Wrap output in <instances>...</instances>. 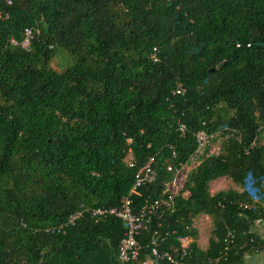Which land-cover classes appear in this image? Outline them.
Segmentation results:
<instances>
[{
    "label": "trees",
    "instance_id": "obj_1",
    "mask_svg": "<svg viewBox=\"0 0 264 264\" xmlns=\"http://www.w3.org/2000/svg\"><path fill=\"white\" fill-rule=\"evenodd\" d=\"M177 84L185 94L171 97ZM199 130L219 135L218 153L189 170L165 215L136 237L140 261L153 240L173 251L188 238L187 261L204 264H242L258 249L264 0H0V264H120L126 224L114 217L46 229L82 206H120L151 158L157 179L132 197L133 211L155 200L174 178L167 165L188 161ZM217 179L237 189L211 194ZM201 215L212 220L204 249Z\"/></svg>",
    "mask_w": 264,
    "mask_h": 264
},
{
    "label": "built area",
    "instance_id": "obj_2",
    "mask_svg": "<svg viewBox=\"0 0 264 264\" xmlns=\"http://www.w3.org/2000/svg\"><path fill=\"white\" fill-rule=\"evenodd\" d=\"M32 37V30L25 29L24 39L20 43V47L29 50ZM12 44L18 45L14 40L12 41ZM151 59L154 62L158 61L156 49H154ZM184 94L185 89L183 86L177 84L171 93V97L183 96ZM175 125L177 133L183 137L187 132V126L181 117L176 119ZM194 137L196 145L188 161L184 164H180L178 167L173 166L171 163L167 165V171L174 172V178L164 185L162 193L155 200H147L136 212L133 211L132 197L138 195L139 190L143 186L150 185L157 179V172L152 166L153 158H151L136 171L134 183L128 194L122 199L120 206L91 208L82 206V210L72 214L66 222L57 227H49L46 231L51 234L64 233L67 227L74 225L76 221L82 219L84 216H89L94 219L114 217L126 224V231L124 232L118 246V261L120 264H161V262H166L167 264H204L187 261L190 256L188 238H182L180 240L181 245L173 251H160L157 247L156 241L153 240L151 243L150 256L146 260L140 261L139 255L141 247L136 238L142 231H145L148 228L153 217L161 218L165 215L166 211L174 203L176 195L182 189L189 170L198 166L203 157L210 154L217 155L218 149L216 151V149L213 148V145L221 140L219 135L214 133L210 134L206 130H199L195 133ZM258 140V138H255L247 150V153L259 145ZM213 142L215 143L212 144ZM171 157L173 158L175 155L172 154ZM133 166L134 163L131 162L130 167ZM240 206L245 210L252 209V206L249 204H241ZM254 242V238L249 239L250 245H253ZM233 243L234 235L229 231L224 242V257H222L224 260H226V253L231 250ZM255 250L257 251L258 249ZM213 262L215 263L213 259H208V263Z\"/></svg>",
    "mask_w": 264,
    "mask_h": 264
},
{
    "label": "rangeland",
    "instance_id": "obj_3",
    "mask_svg": "<svg viewBox=\"0 0 264 264\" xmlns=\"http://www.w3.org/2000/svg\"><path fill=\"white\" fill-rule=\"evenodd\" d=\"M263 145H264V137H263ZM217 147H218V142L213 145V148L216 149V151H217ZM210 186H211L212 193H217L221 190H227L230 188L237 189L236 185H234L229 179H217L213 181L210 184ZM201 217L202 215L195 219L194 225L197 231L200 233L201 243L205 245L206 240L209 238L210 232L212 230V220L206 217H203V218ZM200 218L201 220L199 221Z\"/></svg>",
    "mask_w": 264,
    "mask_h": 264
},
{
    "label": "crops",
    "instance_id": "obj_4",
    "mask_svg": "<svg viewBox=\"0 0 264 264\" xmlns=\"http://www.w3.org/2000/svg\"><path fill=\"white\" fill-rule=\"evenodd\" d=\"M210 192H211V186H210ZM211 194H215V193L211 192ZM203 217L209 218L207 216L202 215L201 218ZM201 218L199 219V221L201 220ZM194 228L196 229L195 225ZM252 231H254V233H256V236L259 237V242L257 243L258 250L252 251L249 254L245 255L242 264H264V221L257 222L252 228ZM197 242L199 246L204 249L207 246L208 239L206 240V244L203 245L201 243L200 233L198 232Z\"/></svg>",
    "mask_w": 264,
    "mask_h": 264
},
{
    "label": "water",
    "instance_id": "obj_5",
    "mask_svg": "<svg viewBox=\"0 0 264 264\" xmlns=\"http://www.w3.org/2000/svg\"><path fill=\"white\" fill-rule=\"evenodd\" d=\"M211 72H214L215 69H212L210 70ZM166 121H169L170 122V125H172V122H173V118H168Z\"/></svg>",
    "mask_w": 264,
    "mask_h": 264
}]
</instances>
